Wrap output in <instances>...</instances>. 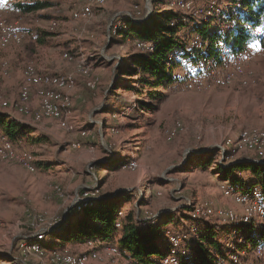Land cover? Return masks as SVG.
Masks as SVG:
<instances>
[{
  "label": "rangeland",
  "instance_id": "obj_1",
  "mask_svg": "<svg viewBox=\"0 0 264 264\" xmlns=\"http://www.w3.org/2000/svg\"><path fill=\"white\" fill-rule=\"evenodd\" d=\"M49 1L52 6L32 13L22 14L14 9L2 13L8 21L16 22L21 42L0 45V107L7 106L6 86L2 83L18 76L20 71L24 76L28 64L37 72L48 67L56 74H72L75 86L64 96L62 111L66 127L54 118H31L29 113L39 103L31 105L28 99L25 105L28 114L24 116L40 125L37 131L32 136L24 134L14 142L0 132L1 139L7 143L8 139L11 143L8 149L13 151V155L0 153V264H38L39 257L25 248L24 241H42L44 249H56L64 233L71 230L74 233L79 228L78 218L84 203L93 202L88 204L90 207L102 195L116 198L117 215L119 211L131 210L136 214L139 210L143 219L161 215L179 217L181 210L189 208L193 218L216 217L221 225L219 242L236 263L238 257L232 251L234 242L241 239L233 226L247 223L253 217L264 222V217L253 210L250 199L241 202L226 194L227 182L212 173V165L198 164L193 158L208 151L223 166L244 159L264 163V143L257 150L226 144L227 138L242 130L264 132V36L258 35L244 52L237 53L246 58L244 73L231 84L215 83L211 71L221 73L218 65L208 70V74L203 72L199 80L187 76L186 66H176L172 74L182 79V87L179 83L152 87L142 81L153 82L154 78L140 68L135 72L131 59L138 50L152 51L154 45L120 35L126 27L116 30L124 27V19L140 24L150 14L148 7L150 12L155 7L164 23V13L175 7L173 0H108L94 7L93 15L87 20H74L71 16L72 10L87 0ZM195 2V9L209 3L208 0ZM218 4L222 14L214 17L198 10L180 12L209 22L212 30L216 25L220 27L222 18L233 11L230 0H218ZM145 5L147 12L143 16ZM137 19L140 21L136 22ZM190 38L189 45L198 47L197 37ZM82 60L90 67L87 75L78 71ZM210 62L212 59L205 65ZM86 81H92L95 88H87ZM72 91L77 98L70 94ZM148 91H158L160 96L151 99ZM74 110H77L76 120L72 122ZM75 126H82V130ZM225 148L230 153L222 160ZM24 151L31 155V170L18 156ZM99 157L108 160L98 165L94 159ZM130 160L135 161L133 168L127 167ZM47 161L51 165L60 162L62 166H45ZM248 173L241 172L240 176L247 177ZM87 186H92L91 197L95 198L75 200ZM140 200L141 206L137 204ZM69 206L71 209L65 212ZM195 207L204 213L195 214ZM63 216L68 226L54 235L56 232L52 230L62 222ZM168 219L162 220L165 228L160 245L167 250L171 235L172 243L178 246L179 262L185 264L194 243L189 236L184 239V231L175 219ZM188 229L195 235L193 224ZM107 246L118 247L103 243L96 236L68 241L60 249L87 255V264L135 262L119 247L116 253L107 254ZM257 250L255 255L264 258V252ZM162 261L159 259L154 264ZM247 264L256 263L248 258Z\"/></svg>",
  "mask_w": 264,
  "mask_h": 264
},
{
  "label": "trees",
  "instance_id": "obj_2",
  "mask_svg": "<svg viewBox=\"0 0 264 264\" xmlns=\"http://www.w3.org/2000/svg\"><path fill=\"white\" fill-rule=\"evenodd\" d=\"M8 1L12 9L22 14L45 9L53 4L49 0ZM230 2L233 11L229 12L224 20L233 22L235 26L229 31L220 29L218 25L210 30L209 22L202 19L195 20L197 17L194 15H183L175 7L164 13L166 15L164 23L160 21V14L156 12L155 7L140 24L134 23L130 18L124 19V27L116 30L126 27L121 33L119 32L120 35L154 45L152 51L138 50L131 59L135 72L140 68L154 78L153 82L145 79L142 82L152 87L167 86L172 83H179L182 87V79L172 74L174 67L194 66L202 57L212 59L215 64L219 63L224 50L220 43H223L231 52H244L248 44L258 37L256 31L262 27L264 0H230ZM180 31L182 35H178ZM190 36L197 37L198 47L189 45L190 41L188 43L187 40ZM39 41L43 42L41 39ZM120 72L118 67L117 73ZM147 94L151 99L160 96L158 91H148ZM0 132L14 142L26 133V129L7 113L0 112ZM228 153L230 149L225 148L222 160ZM213 156V153L205 151L195 155L193 159H196L198 164L212 165V173L226 181L231 189L246 195L256 192L262 200L264 199V164L236 160L223 166L215 162ZM245 171L249 172L248 176H240V173ZM115 200L116 198L110 195H102L94 205L83 207L78 218L79 228L74 233L72 230L64 233L62 242L55 248H64L68 241L74 239H92L98 236L103 243L117 245L126 257L135 262L156 263L169 249V244L167 250L166 246L160 245L165 228L162 220L169 218V221L175 219V223L181 225L184 239L189 236L194 243V247L188 251L189 261L185 264H247L248 258L256 264H264V258L255 255L257 249L264 252V222L257 221L254 217L247 223L233 226L241 239L239 242H234L232 252L238 257V261L234 263L228 256V249L223 250L224 246L219 242L221 225L216 217L193 218L189 215V208H186L178 213L179 217L161 215L143 219L139 210L136 214L129 210L119 218L120 225L116 227V211L119 210V206ZM139 202L142 201H138L137 204ZM192 224L196 227L195 235L189 233L188 228ZM59 234L60 231L54 233V235ZM44 245L48 247L45 242Z\"/></svg>",
  "mask_w": 264,
  "mask_h": 264
},
{
  "label": "bare ground",
  "instance_id": "obj_3",
  "mask_svg": "<svg viewBox=\"0 0 264 264\" xmlns=\"http://www.w3.org/2000/svg\"><path fill=\"white\" fill-rule=\"evenodd\" d=\"M108 0H87L85 3H82L80 6L74 8L71 12V16L74 20H87L91 17L94 7H100L104 5ZM195 0H173L175 8H177L181 12H190V11H197L199 13H206L209 15L208 17H214L218 16L222 13L221 12V5L218 4V0H208L209 3L207 5L198 7V9H195V3L192 7H190V2ZM8 0H0V45L1 46H7L11 43L18 44L21 42V35L19 32V29L17 27L16 22H10L7 19L4 18L3 12L11 11L12 7L10 6ZM208 11H210L208 13ZM148 12L150 13V9L148 7ZM212 13V15H210ZM220 13V14H219ZM223 17V16H222ZM211 19V18H209ZM208 19V20H209ZM221 21L222 24L220 25V29L229 31L234 28V23L228 20ZM262 27L259 28L256 31L257 35L264 36V17L262 18ZM145 20V18L142 20V22ZM140 20H137L136 22H139ZM142 42V41H140ZM147 42V41H146ZM141 44V43H139ZM222 48L223 53L220 57V62L215 64L214 61L210 62L209 65L207 62L211 59L202 57L199 62L194 66H186L184 69V72L187 74L189 78H195L200 76L203 72L208 74V70L213 69L216 65H218L221 69V73H217L214 71H211V75H214V81L217 85H228L232 82L236 81L238 78L243 77L244 73V63L246 61V58L244 55H240L234 52L229 51V48H227L223 43ZM230 53V54H229ZM206 62V63H203ZM84 60L81 61V64L79 66L78 71L83 74L87 75L89 72L90 67L85 64ZM74 75L72 74H56V73H48L43 72L39 73L36 71L35 67L33 65H26L23 81L19 87V93H18V102H17V109L19 112L23 114H28V111L25 107L30 94V88L32 85H39L41 86L40 92H39V104L37 106V109L30 112L29 115L31 118L35 120L43 119L46 117L54 118L56 120L60 121V124L62 126L66 127V119L64 118V112L62 111V106L65 102V93L64 91H70L75 86V80ZM240 83H243L239 81ZM86 86L89 89H94L95 85L92 81H86ZM85 131H82L81 134L84 135ZM2 134L0 133V153H6V154H12L13 151L11 149H8V147L11 145L9 140L7 139L8 143L3 141L1 139ZM230 137V136H229ZM12 142V141H11ZM264 143V132L260 129H250V130H242L239 133H237L233 138H227L226 144L228 146H237L238 148H246V149H259L262 144ZM1 144H4V146H1ZM238 150V149H237ZM19 158L22 160V163L29 168L30 170L33 169V163L31 155L24 151L20 153ZM127 164V163H126ZM135 166V161L130 160L128 161L127 167L133 168ZM225 184V183H222ZM226 187H224L225 193L232 195L235 197L238 201L246 202V199H250V201H253V210L259 212L260 215L264 217V199L256 197L255 193H252L251 195H246L244 193H240L238 191H235L231 189L227 184H225ZM228 196V195H226ZM95 197H88V199H92ZM99 198V197H97ZM93 204V202H85L82 206L85 207L87 205ZM80 209V207H79ZM209 212V210H207ZM195 214L204 213L201 209L198 207L194 208ZM124 212H118V217L115 222V226L118 227L120 225L119 218L122 217ZM175 237V236H174ZM42 237L40 236L39 239ZM179 239V237H176ZM172 236H168V244L169 249L168 252L162 257L160 264H180L178 259L177 251L178 247L176 244L172 243ZM24 244L26 245V249L34 254H36L39 257L38 264H87L88 256L85 254H74L68 251L67 249H44L42 244V241H24ZM117 247V246H116ZM118 250L114 246H107L106 252L107 254H113L116 253ZM258 253L261 252V250H257ZM133 264H154L151 262L147 263H140V262H134Z\"/></svg>",
  "mask_w": 264,
  "mask_h": 264
},
{
  "label": "crops",
  "instance_id": "obj_4",
  "mask_svg": "<svg viewBox=\"0 0 264 264\" xmlns=\"http://www.w3.org/2000/svg\"><path fill=\"white\" fill-rule=\"evenodd\" d=\"M49 66H51V64L49 63L48 64ZM46 66V64H45ZM48 67H44V71H40L38 70L39 72H48V73H54V72H50L49 71V68L47 69ZM21 71L19 73L18 76H11L10 78L8 79H5L4 82L2 83V85L4 84V86H6V104L7 106L5 107H0V112H5L7 113L8 115H10L13 119H15L18 123H20L23 127H25L26 129V136H32L31 134H34V132L37 131V128L40 126L38 124H35L34 121L26 118L24 116V114L22 115L21 113H19L18 109H17V98H18V93H19V87L21 85V82L23 81V75H21ZM75 80V79H74ZM40 89H41V86L39 85H32L31 88H30V97H29V101L31 102V105H36L39 103V92H40ZM69 91H64L65 94H68ZM70 94H73L74 97H78L76 94H74V91H72V93ZM75 112H77V110H74L73 111V115L71 116L70 118V121L72 120H76V116L75 115ZM69 119V117H68ZM49 121H52L50 119H48ZM75 129H78V131H81L82 130V126H75ZM48 140V136H46L45 140ZM108 159L107 158H97V159H94V162L95 163H98L99 164H102L103 162H106ZM49 161H47L46 163H44L45 166H48V167H52L53 165H51L50 163H48ZM55 165H61L62 166V163L58 162L57 164ZM54 165V166H55ZM153 192V191H152ZM147 193V192H146ZM148 195V194H147ZM146 195V196H147ZM68 208V207H67ZM66 208V209H67ZM64 209V211L66 210ZM63 211V213H64ZM176 215H173L172 218H175Z\"/></svg>",
  "mask_w": 264,
  "mask_h": 264
},
{
  "label": "built area",
  "instance_id": "obj_5",
  "mask_svg": "<svg viewBox=\"0 0 264 264\" xmlns=\"http://www.w3.org/2000/svg\"><path fill=\"white\" fill-rule=\"evenodd\" d=\"M148 1V0H147ZM194 3H197L195 1H191L190 2V7H192L194 5ZM147 12V5H145V10L143 11V16L146 14ZM139 20V19H137ZM202 75V74H201ZM200 77V76H199ZM199 77L197 78H193V80H199ZM93 195V189H92V186H87L85 187L82 191H80V194H78L75 198V200L77 199H80L82 197H91ZM74 200V201H75ZM28 235H35V234H28ZM23 238V237H22ZM20 241V240H19ZM19 241L17 243V245L19 244ZM17 255H18V252H17Z\"/></svg>",
  "mask_w": 264,
  "mask_h": 264
},
{
  "label": "water",
  "instance_id": "obj_6",
  "mask_svg": "<svg viewBox=\"0 0 264 264\" xmlns=\"http://www.w3.org/2000/svg\"><path fill=\"white\" fill-rule=\"evenodd\" d=\"M244 160H245V161H250V162H254V163H256L254 160H251V159H244ZM260 164H264V163H260ZM70 209H71V206H69V207L65 210V212L68 211V210H70ZM67 225H68V220H67L66 217L63 216V220H62V222H60L59 225H56V226L53 228L52 232H57V231L61 230L62 228H64V227L67 226Z\"/></svg>",
  "mask_w": 264,
  "mask_h": 264
}]
</instances>
